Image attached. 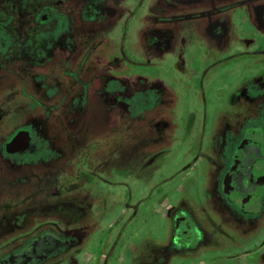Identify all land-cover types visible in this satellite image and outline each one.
I'll use <instances>...</instances> for the list:
<instances>
[{
	"label": "rangeland",
	"instance_id": "rangeland-1",
	"mask_svg": "<svg viewBox=\"0 0 264 264\" xmlns=\"http://www.w3.org/2000/svg\"><path fill=\"white\" fill-rule=\"evenodd\" d=\"M40 1L0 0V20L6 11L16 8L20 21L32 31L36 28L32 12ZM52 1L61 12L71 11L75 24L78 44L70 66L76 65L75 57L86 54L84 50L90 45L92 58L83 59L81 65L86 68L81 74L86 78L93 71V89L86 98V112L68 118L72 106L57 101L61 84L56 82L58 90L48 92L35 76L41 65H28L26 90L42 103L50 104L51 109L45 113L44 131L33 121L50 154L36 159L29 168L26 205L40 206L26 217V239L46 229L64 228L74 230L80 237L38 264H154L155 257L148 256V252L155 254V244L165 245L171 240V212L183 199L218 244L174 254L165 264H264V227L250 229L245 222L237 225L224 216L231 237L214 228L210 218L214 216L222 222L218 213L224 209L210 199L212 193L209 196L204 188L210 185V167L198 155L205 150L215 158L210 141L216 132L221 128L236 132L243 122L248 108L240 99L243 89L236 88L246 79H239L237 73L247 70L250 58L264 55V46L184 45L177 41L185 32L182 26L193 24L167 20L174 13L233 0H208L206 5L183 3L187 0H143L138 7L139 0H102L103 10L97 17H93L98 13L94 3L101 0H86L85 9L93 12L88 13V19H82L83 0ZM56 19L52 17L48 24ZM65 21L63 43L71 44V18L65 15ZM147 33L158 34L160 40L144 41ZM57 53L53 51L49 57L55 81L59 80V67L65 66V61L58 66ZM46 67L42 73L48 82ZM207 69L209 72L199 77L198 72ZM106 82L109 85L104 87ZM161 93L165 99L160 115L145 121L126 115L127 110L137 113L151 107ZM9 94L0 90V122L7 118L15 98ZM68 98L70 102L71 95ZM82 104L74 109H80ZM43 113V106L26 97V114ZM188 116L193 125L187 129ZM260 120L264 123V117ZM248 121L247 118L245 124ZM252 139H247L240 149L230 174L235 179L232 188L237 203L245 210L258 206V184L264 170V145ZM59 200L71 207H55ZM176 224L174 229L179 233L181 230L182 237L192 235L193 224L187 216H180ZM22 240L21 236L0 239V252Z\"/></svg>",
	"mask_w": 264,
	"mask_h": 264
},
{
	"label": "flooded vegetation",
	"instance_id": "flooded-vegetation-1",
	"mask_svg": "<svg viewBox=\"0 0 264 264\" xmlns=\"http://www.w3.org/2000/svg\"><path fill=\"white\" fill-rule=\"evenodd\" d=\"M85 2L86 0H83L82 3ZM142 2L143 0H139L137 7ZM183 3L206 5L208 0H187ZM240 4L247 6L237 7ZM26 9L29 8L26 7ZM86 9L84 4L80 10L82 19L90 18L91 16L87 18L88 13H93ZM14 12L17 13L16 16L13 15ZM70 12L68 10L61 12L52 0H41L32 12L36 26L32 31L27 29L26 22L20 21L21 16L16 8L6 11L0 20V90H6V93L15 97L7 118L0 122L3 125V129L0 130V239H10L16 236L23 238L22 241L0 252V264H38L43 258L65 250L79 237L74 230L64 228L62 230L46 229L30 235L26 239V171H29L31 163L36 159H43L50 154L45 139H40L36 130L31 128L33 121L30 119V115L26 114V97L33 100L35 104L43 106V115H45L47 107L51 109L50 104L42 103L26 90V84L29 82L27 76L30 73L28 65L35 63L41 65L37 68L35 76L48 92L57 91L56 82L58 85L60 83L61 87L57 91L60 96L57 101L61 104L66 103L67 106L71 105L73 109L78 107V101H87V95L93 89L90 85L93 80V71L86 78L81 74V70L86 68L81 65L83 59L92 58L88 52L89 44L84 50L87 53H83L79 57L76 56V65L70 66L78 44L74 38L75 24L72 23ZM65 15L71 18L70 31L73 40L71 44L63 43L66 38L63 31L66 24ZM97 16L98 13L93 14V17ZM52 17H56L57 21L48 24ZM23 20H26V16L23 17ZM167 20L173 22L182 20L193 24L188 27L182 26L187 34L185 35L184 32L182 35L181 32L177 41L184 45L212 47L252 43L256 47L264 46V0H247L245 3H239V0L228 1L220 6L174 13L168 15ZM34 32L36 33L34 34ZM149 35L152 37L151 40H149ZM146 36L147 38H143V40L148 43L160 40L158 34L147 33ZM58 48L60 50L57 51ZM53 51L58 52L57 59H55L58 66L65 61V66L59 67L61 72L58 76L59 80L56 81L54 71L50 70L52 65H49L52 62L49 57ZM249 63L245 72H236L239 74V79L243 77L246 79L242 86L236 90L243 89L240 99L245 101L242 105L246 104L247 115L242 119L243 122L237 126L236 132L232 131L234 129L225 132V128L216 132L210 141V146L215 148V158L205 150H201L198 155H201L209 163H213V170L209 173V186L212 193L210 199L217 205L223 206L224 209V211L220 210L221 213L218 215L230 217L239 224L243 223V218H245V222L250 225L251 229H261L264 227V222L261 221L264 220V170L262 169V180L258 184V206L252 210H245L237 203L236 193L232 188L235 179L230 175L235 170L238 157L241 154L240 149L247 139L253 138L251 142L260 140V144L264 145V123L260 120L264 117V55L253 56ZM46 65L49 67L47 71L49 73L48 83L42 81L44 77L42 69L46 70ZM208 72L209 69L205 72L200 70L198 75L200 77ZM107 73L110 74L109 71ZM70 95V102H68ZM71 100L74 101V104L71 103ZM67 106L64 105L62 109L65 110ZM247 118L249 121L245 124ZM18 127L30 129L31 137L28 145L20 149L5 150L4 142ZM186 128L188 129L187 121ZM199 144L202 145L198 141ZM199 150L198 147L197 151ZM57 154L61 153L57 152ZM208 195L210 196V193ZM180 216H187L192 222V235L182 237V231L180 230L179 233L174 229ZM171 217V240L163 245V248H157L159 253L156 252L154 264H165L169 256L192 249L199 250L207 246L205 244L208 238L207 230L195 218L184 199L174 206ZM37 236H43V238L34 241L33 238Z\"/></svg>",
	"mask_w": 264,
	"mask_h": 264
},
{
	"label": "trees",
	"instance_id": "trees-1",
	"mask_svg": "<svg viewBox=\"0 0 264 264\" xmlns=\"http://www.w3.org/2000/svg\"><path fill=\"white\" fill-rule=\"evenodd\" d=\"M94 6L97 8V10H98V15H100V13L102 12V10H103V2H102V0L101 1H96L95 3H94ZM13 15H17V13L16 12H14L13 13ZM153 38H155V37H153ZM152 39V37L149 35V40H151ZM51 48V47H50ZM135 62H138V61H136V60H134ZM49 65H51V62L49 63ZM43 72V71H42ZM46 74V76L48 77L49 76V73L48 72H45ZM43 82L45 81L44 79L42 80ZM48 83V82H47ZM109 84H108V82H106L105 83V85H104V87H106V86H108ZM48 86V85H47ZM47 88H49V87H47ZM163 95H162V93L160 94V98L159 99H157V100H154L153 101V105L151 106V107H149V106H147V107H145L144 109H143V111H141V112H137V113H134L133 111H131V110H127V112H126V115L128 116V117H130V118H132V117H134V116H138V117H141V118H143V120L145 121L146 119H149V118H152V117H155V116H157V115H160V111H159V109L164 105V102H163ZM165 99V98H164ZM83 102V104L81 105L82 107L80 108V109H78V108H76V109H71V110H73V112H72V114L70 115V117H68V118H73V117H75L76 116V114H78V113H80V114H84L85 112H86V110L88 109L87 108V101L86 100H84V101H82ZM81 101H78V106L82 103ZM48 107H47V109H46V112L45 113H47L48 112ZM190 112H192V111H190ZM188 114H192V113H188ZM191 116V115H190ZM30 119L32 120V121H36V122H38V124H37V128L38 129H41V130H43L44 131V128H45V121H46V116L45 115H41V114H39V115H33V116H30ZM192 121H193V119H192ZM192 121H191V117H190V119H189V116L187 117V127H190L191 126V124H192ZM35 122V123H36ZM34 123V124H35ZM34 124L32 125V127H33V129H34ZM45 133V132H44ZM30 175H31V173H30V170L29 171H26V183H28L29 182V180H30ZM46 204V203H45ZM40 206V204H28V205H26V217L29 215V213L31 212V211H33V209H35V207H39ZM46 205H44V207H45ZM50 206H53V204H50ZM55 207H58V208H61V209H63V208H67V207H71V204H69V205H66V202L65 203H63L62 201H60L59 200V202L57 203V204H55L54 205ZM212 224L214 225V227L216 228V229H218V230H222V228L218 225V224H216L215 222H213L212 221ZM206 233L208 234L207 236H208V238L206 239V241H205V244H218V240L217 239H215L213 236H212V233L211 232H209V231H206ZM204 243V242H203ZM155 246H156V248H158V247H160V248H163L164 246L163 245H159V244H155ZM148 250H152L150 247H148ZM185 251V250H184ZM192 252L193 251H195L194 249H192L191 250ZM151 252V251H150ZM150 252H148V256H156V254L157 253H155V254H152V253H150ZM137 262L139 263V261L137 260Z\"/></svg>",
	"mask_w": 264,
	"mask_h": 264
},
{
	"label": "water",
	"instance_id": "water-1",
	"mask_svg": "<svg viewBox=\"0 0 264 264\" xmlns=\"http://www.w3.org/2000/svg\"><path fill=\"white\" fill-rule=\"evenodd\" d=\"M30 137H31V132L29 128L27 127L16 128L4 142L5 150L10 151L13 149L23 148L25 145L27 146ZM42 238L43 236H37V237H34L33 240L39 241ZM78 239L80 240V237Z\"/></svg>",
	"mask_w": 264,
	"mask_h": 264
},
{
	"label": "crops",
	"instance_id": "crops-1",
	"mask_svg": "<svg viewBox=\"0 0 264 264\" xmlns=\"http://www.w3.org/2000/svg\"><path fill=\"white\" fill-rule=\"evenodd\" d=\"M202 158V157H201ZM208 162V161H207ZM208 164H209V169H210V171H209V173H211V171L213 170V167L214 166H210V163L208 162ZM204 188H205V190H206V192L207 191H209V193H210V195H211V188H210V186L208 185V184H206V186L204 185ZM211 217V216H210ZM209 217V218H210ZM213 217V218H212ZM211 218H210V221H213V222H215L216 224H218L221 228H222V230H219L220 232H222L223 234H225L226 236H228V237H231V234H229V231H228V229L225 227V225H224V222H225V217L224 216H221V218L222 219H220V220H222V222H219L214 216H212ZM228 220H232L230 217H226ZM227 221V220H226ZM232 221H234V220H232ZM237 225H240L239 223H237L236 221H234ZM245 222V221H244ZM246 224H245V226L247 227V228H250V225H248V223L247 222H245ZM251 229V228H250ZM218 230V229H217ZM208 231V230H207ZM215 238V237H214ZM216 239V238H215Z\"/></svg>",
	"mask_w": 264,
	"mask_h": 264
}]
</instances>
